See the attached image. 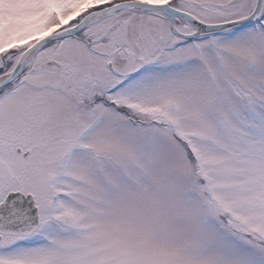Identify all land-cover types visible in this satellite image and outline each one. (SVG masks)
<instances>
[{"label":"snow or ice","instance_id":"1","mask_svg":"<svg viewBox=\"0 0 264 264\" xmlns=\"http://www.w3.org/2000/svg\"><path fill=\"white\" fill-rule=\"evenodd\" d=\"M0 264H264V0H0Z\"/></svg>","mask_w":264,"mask_h":264}]
</instances>
